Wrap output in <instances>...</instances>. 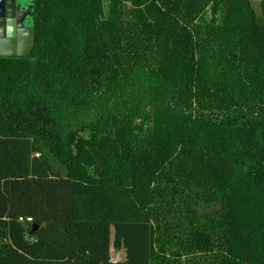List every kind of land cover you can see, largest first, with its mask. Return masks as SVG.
Segmentation results:
<instances>
[{"label": "trees", "instance_id": "obj_1", "mask_svg": "<svg viewBox=\"0 0 264 264\" xmlns=\"http://www.w3.org/2000/svg\"><path fill=\"white\" fill-rule=\"evenodd\" d=\"M252 1L34 0L0 57V264H264Z\"/></svg>", "mask_w": 264, "mask_h": 264}, {"label": "water", "instance_id": "obj_2", "mask_svg": "<svg viewBox=\"0 0 264 264\" xmlns=\"http://www.w3.org/2000/svg\"><path fill=\"white\" fill-rule=\"evenodd\" d=\"M26 1L0 0V57H26L34 47V3L30 25Z\"/></svg>", "mask_w": 264, "mask_h": 264}, {"label": "rangeland", "instance_id": "obj_3", "mask_svg": "<svg viewBox=\"0 0 264 264\" xmlns=\"http://www.w3.org/2000/svg\"><path fill=\"white\" fill-rule=\"evenodd\" d=\"M33 0L26 1L25 5L27 7L28 16H27V22L32 23V14H33ZM252 5L254 9L257 11V13H260V4L258 1H252ZM113 231V230H112ZM113 233V232H112ZM111 252V261L113 263H119L125 259V251L124 250H115L112 246L110 248Z\"/></svg>", "mask_w": 264, "mask_h": 264}, {"label": "built area", "instance_id": "obj_4", "mask_svg": "<svg viewBox=\"0 0 264 264\" xmlns=\"http://www.w3.org/2000/svg\"><path fill=\"white\" fill-rule=\"evenodd\" d=\"M20 221L22 222L23 219H20ZM27 221H28L29 223H31V222H32V219H27Z\"/></svg>", "mask_w": 264, "mask_h": 264}]
</instances>
